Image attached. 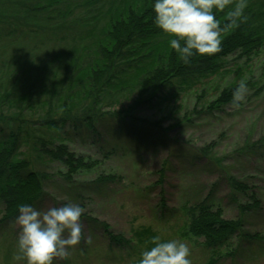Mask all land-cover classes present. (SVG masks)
<instances>
[{
  "label": "trees",
  "instance_id": "trees-1",
  "mask_svg": "<svg viewBox=\"0 0 264 264\" xmlns=\"http://www.w3.org/2000/svg\"><path fill=\"white\" fill-rule=\"evenodd\" d=\"M151 2L0 0L2 219L14 218L18 204L33 206L45 197V164H62L68 181L78 171L89 169L90 162L72 152L62 140L66 138V125L96 132V124L112 113L106 108L119 103L121 97L136 93V104H152L165 97L160 94L164 88L193 87L201 83V78L219 73L226 57L237 54L249 60L264 47V0H247L244 19L225 27L218 52L193 56L190 62L183 63L171 49L167 36L152 23ZM230 7L216 13L222 26ZM234 73L237 75L238 71ZM236 84L225 86L208 101L204 91L196 94L201 106H195L194 111H214L231 103ZM187 116L185 113L183 117ZM155 125L153 121L151 126ZM204 152L206 147L202 148L203 155ZM192 153L193 161L201 159L198 150ZM201 164L210 169L207 162ZM109 177L99 176L83 184L97 186ZM226 180L237 191L234 193H251L243 179L229 175ZM211 189L195 209L188 208L189 232L202 235V244L212 253L231 244L235 245V255L251 249L260 235L243 230L242 217L223 218L221 209L208 203L216 192L215 185ZM251 197L252 202L240 204L242 215L258 210L259 200L253 192ZM83 217L89 227L104 228L111 246L129 243L121 234L109 232L107 223L89 215ZM136 235L143 237L142 231Z\"/></svg>",
  "mask_w": 264,
  "mask_h": 264
},
{
  "label": "rangeland",
  "instance_id": "rangeland-1",
  "mask_svg": "<svg viewBox=\"0 0 264 264\" xmlns=\"http://www.w3.org/2000/svg\"><path fill=\"white\" fill-rule=\"evenodd\" d=\"M241 79L247 90L239 108L229 103L214 111H194L201 106L196 94L204 91L208 101ZM160 94L165 97L152 104H136V93L121 97L119 103L106 108L112 113L96 124L99 134L65 126L62 140L91 166L73 174L71 181L65 180V167L59 162L42 166L47 176L46 195L33 207L47 210L73 203L82 208L80 242L53 264H136L154 235L162 241L185 242L191 264H264V145L260 146L264 137V47L249 60L237 54L226 57L219 73L201 78L193 87L176 85ZM185 113L188 119L183 117ZM153 121L157 125L151 126ZM253 142L257 145H250ZM193 150H198L200 160H192ZM204 162L209 170L201 164ZM108 175L97 186L83 184ZM229 175L243 179L248 192L255 194L259 200L256 212L241 214L240 204L252 202L251 193H234L237 191L226 182ZM214 185L216 192L208 203L221 209L223 218L242 217L243 230L260 235L251 249L235 255L231 244L212 253L202 244V235L189 232L188 208L195 209ZM4 212L0 203V264H24L13 260L18 229L15 217L2 219ZM88 215L107 223L109 232L121 234L129 243L111 246L104 228L89 227L83 217ZM137 231H142V238Z\"/></svg>",
  "mask_w": 264,
  "mask_h": 264
},
{
  "label": "clouds",
  "instance_id": "clouds-1",
  "mask_svg": "<svg viewBox=\"0 0 264 264\" xmlns=\"http://www.w3.org/2000/svg\"><path fill=\"white\" fill-rule=\"evenodd\" d=\"M231 5L226 24L221 25L216 13ZM247 0H152V23L168 38L171 49L183 63L193 56H211L220 49L221 33L244 19ZM247 84L241 79L232 89L231 105L239 108L245 99ZM79 204L40 210L28 203L17 205L14 224L16 252L14 261L24 264H53L64 259L69 249L82 237ZM90 240V238H85ZM151 246L144 248L136 264H191L190 249L181 240H164L159 235L150 238Z\"/></svg>",
  "mask_w": 264,
  "mask_h": 264
}]
</instances>
